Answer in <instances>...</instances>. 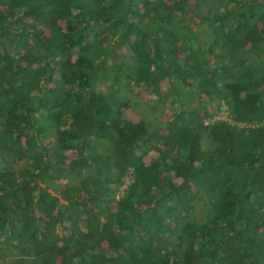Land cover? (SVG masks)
<instances>
[{"label": "trees", "instance_id": "trees-1", "mask_svg": "<svg viewBox=\"0 0 264 264\" xmlns=\"http://www.w3.org/2000/svg\"><path fill=\"white\" fill-rule=\"evenodd\" d=\"M134 87L178 107L131 121ZM0 237L15 264H264V0H0Z\"/></svg>", "mask_w": 264, "mask_h": 264}, {"label": "rangeland", "instance_id": "rangeland-1", "mask_svg": "<svg viewBox=\"0 0 264 264\" xmlns=\"http://www.w3.org/2000/svg\"><path fill=\"white\" fill-rule=\"evenodd\" d=\"M123 53L127 55L128 60L131 61L132 54L127 50V48H123ZM55 76L56 78H59L60 75V67H56L55 69ZM110 81V80H109ZM163 91L164 93H167L170 88L167 84V82H163ZM191 89L184 88L185 93L189 92ZM183 92V91H182ZM122 96L128 98L130 100V107L125 109L126 117L131 121H139L140 119H146L147 121L152 122H164L168 120L171 115L173 114V108H177L178 104L175 105L172 104V99L174 97H171L168 99V103L163 106L162 103L158 102L154 95L149 94L146 92L143 88L134 87L133 91L131 93H125L123 92L121 94ZM191 102L193 104H198L199 101H205L208 105L209 112L211 113V116L206 118L207 123H213L217 120H229L232 121L231 114H230V106L229 104L224 100L221 102H212L208 103L207 98L205 95H201L199 93L195 94L194 97H191ZM25 143L27 142L24 140ZM203 145L204 146H211L212 142L209 139V137L205 134L202 138ZM112 144L108 140H100L97 142V151L100 152L102 155H106L111 151ZM76 151L75 150H67L66 151V157L67 160H71L76 157ZM158 153L155 151H151L145 158L146 162H150L154 157H157ZM133 172L132 170H129L124 178L123 183L119 187L117 192V198L121 197L126 193L127 187L130 185V183L134 180L133 179ZM79 181L76 176H69V175H63L57 184L59 185L60 190H67L68 187L72 184H78ZM176 202V200H173ZM62 202H66L65 199H62ZM146 207V205L142 206ZM207 206H205V203L202 201H197V207L195 209V215L193 218H201L203 217L204 213L206 212ZM188 218L182 217V216H176L175 219L171 220V226L172 228H176V230L179 232L180 224L179 220L181 222L185 221ZM177 234V233H176ZM174 234V237L176 236ZM14 244L4 240V237H0V261L3 264H15L18 262L20 258V253L17 251V249L13 246ZM104 246H108V243L105 242Z\"/></svg>", "mask_w": 264, "mask_h": 264}]
</instances>
